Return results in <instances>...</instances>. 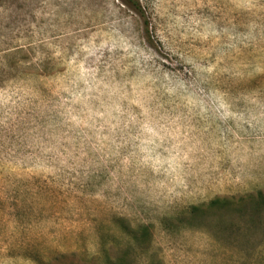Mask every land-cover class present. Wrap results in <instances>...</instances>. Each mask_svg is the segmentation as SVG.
I'll return each mask as SVG.
<instances>
[{"label":"rangeland","instance_id":"obj_1","mask_svg":"<svg viewBox=\"0 0 264 264\" xmlns=\"http://www.w3.org/2000/svg\"><path fill=\"white\" fill-rule=\"evenodd\" d=\"M138 1L0 0V264H264V0Z\"/></svg>","mask_w":264,"mask_h":264},{"label":"trees","instance_id":"obj_2","mask_svg":"<svg viewBox=\"0 0 264 264\" xmlns=\"http://www.w3.org/2000/svg\"><path fill=\"white\" fill-rule=\"evenodd\" d=\"M121 3L129 8H131L133 11H135L138 15L143 17V10H142V6L139 3L138 0H120ZM145 26H146V31H147V22L145 20ZM258 197L262 198L264 197V194L259 193ZM232 200H228V199H223V200H214L212 202L213 205L215 204H222V205H229ZM238 203H240V201H238Z\"/></svg>","mask_w":264,"mask_h":264}]
</instances>
